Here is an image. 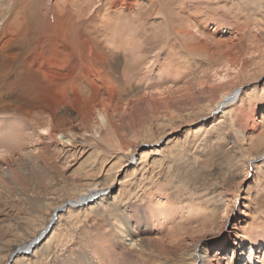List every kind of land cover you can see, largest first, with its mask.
I'll return each instance as SVG.
<instances>
[{"label":"rangeland","instance_id":"rangeland-1","mask_svg":"<svg viewBox=\"0 0 264 264\" xmlns=\"http://www.w3.org/2000/svg\"><path fill=\"white\" fill-rule=\"evenodd\" d=\"M166 1L162 0L165 7L158 3L161 6L154 17L148 15V6L146 12L141 11L144 20L133 22L139 27L128 18L121 20L124 30L134 32L139 39L135 55L128 46L124 52L119 51L123 59L118 64L120 72L110 75L114 86L122 91L121 99L103 95L90 133L77 138L74 145L48 139L46 130L26 124L19 114L1 112L0 264L8 263L16 245H26L47 227L46 219L55 206L77 199L96 186L114 184L110 198L119 199L112 206L114 212L105 203L101 208L62 213L51 228L55 235L46 250L36 257L22 255L16 264H149L143 255L156 258L158 264H186L180 255L178 258L168 252L175 261L145 249V245L161 252L168 243L166 232L177 221L185 220L186 227L197 220L204 223L206 213L212 211L218 217L219 234L225 227L232 230L234 221L248 213L252 225L264 226V165L255 160L264 151V136L260 137L264 132V11H259L254 0H236L242 10L235 16L217 3L220 0H206L218 5L215 22H221L220 29L210 25L205 33L192 30L193 36L186 40L185 35L175 33L177 26L168 10L173 12L175 0ZM55 3L33 0L35 9L31 12L38 16L56 14L51 8ZM223 12L226 14L220 15ZM164 20H171L170 27L164 26ZM44 23L39 22L38 27ZM138 56L143 64L133 70L136 90L123 91L129 75L123 81L120 74L132 69ZM12 81L10 75L0 81V108L4 100L10 101L7 88ZM237 88H241V102L208 118L221 95ZM50 95L58 94L50 91ZM71 108L75 112L84 109L78 104ZM107 121L115 125V134L107 135L105 129L99 130L100 134L95 132L96 123L103 126ZM75 124V131L80 133L82 128ZM202 125H206L203 131L196 132ZM142 154L147 157L144 167L141 164L133 172L129 159L133 155L140 163ZM158 197L172 212L168 219L174 222L170 225L154 226L156 213L152 217L151 210H146ZM244 202H249V208H243ZM117 221L132 226L138 238L134 246L124 249L118 243H109L107 237L113 236ZM225 221L227 224L220 226ZM208 255L213 256V250Z\"/></svg>","mask_w":264,"mask_h":264},{"label":"bare ground","instance_id":"bare-ground-1","mask_svg":"<svg viewBox=\"0 0 264 264\" xmlns=\"http://www.w3.org/2000/svg\"><path fill=\"white\" fill-rule=\"evenodd\" d=\"M32 1L0 0V81L9 75L13 78V81L7 88L9 96L7 99L10 101L4 100L2 102L3 107L0 108V115L2 111H4V114H7L8 111H11L15 115L19 114V116L21 115L25 119L26 124L46 130L44 134L47 135L48 139L53 141L60 140L61 143L72 146L75 144L77 138H84L85 134L89 132L94 123L95 111L99 105V100L103 95L111 97L117 95V99H121L122 91L119 89V86H114L115 81H111L110 75L113 73L117 76L120 72L118 64L123 59L119 51L122 52L124 47L128 46L131 47L135 55L139 40L134 32L129 34L124 30L125 27L123 28V24L121 25V20L128 18L134 26L136 23L134 24L133 22H139V20L143 19L141 11L147 6L150 9L144 11H147L150 17H154L156 8L161 6L158 3H161L162 0H56L57 4L55 3L51 6L56 14L47 15L48 17L46 14L45 16H38L37 13L33 14L31 10L35 8L32 6ZM235 1L220 0L217 3L223 4L222 7L226 11L228 9V12L236 16L237 13L241 12L242 8H238ZM254 1L258 2L259 11H264V0ZM162 3L163 7L164 2ZM217 3L210 5V2L206 0H175V3H172L173 12L170 8H167L172 13V17H174L173 24H176L174 26L179 28L171 27L175 28L176 34L185 35L186 40L189 35L193 36L192 30H195L193 32L198 34L204 31L207 32L210 25L213 26L211 28L220 29L221 22H215L218 19L216 14L220 11L218 8L215 9L218 6ZM167 8H165V11ZM222 14L226 13L223 12L220 15ZM42 21L45 22L44 26L38 27L39 22ZM170 23L171 20H166L164 26H169ZM128 34L129 37H127ZM169 34L170 32H168ZM144 40L146 41V39ZM114 57L116 58V63L113 62ZM138 58L134 60L132 69H124L122 74H120L123 81L129 75V78H126L127 81L125 80L123 91L129 90L134 92L136 90L137 79L135 80L134 78L133 70L137 71L136 68L143 64V61L141 62L142 57L139 58L140 60ZM130 74L132 75L130 76ZM121 78H118V80L121 81ZM240 89L237 88L231 92L222 94L219 101L210 111L208 118L213 119L216 115L223 114L225 111L237 106L241 102ZM50 91L58 95H50ZM75 104L83 105V111L75 112L71 108ZM21 105H25L27 108H23ZM100 117V120L104 119L102 114H100ZM262 121H264V116L262 117ZM75 123L82 128L80 133L75 131L77 127ZM102 125L104 127L96 123L95 132L99 133V130L105 129L104 132L115 134V130L117 129H115L116 127L112 122L107 121ZM205 126H200L196 132L203 131ZM6 136L2 137L6 138ZM263 136L264 132L260 135L261 139H263ZM112 137L114 139L115 135ZM3 143L6 142L3 141ZM146 147L151 148L152 145H146ZM51 156H53V153ZM146 159V155L142 154V162L138 163V160L131 155L128 163H132L134 166L133 172H135L134 170L140 169V165ZM255 160L262 161L264 165V151ZM143 167L144 164H142V169ZM2 174H4L5 178L8 177L5 172ZM113 189L114 184L105 188L92 187L87 193L80 195L77 199H69L63 204L55 206L49 212V217L45 218L46 221L49 220L47 227L40 231L35 238L27 242L26 245H16L13 253L18 247L22 251H28V244L40 238L41 234L49 226L52 228L53 224L62 218V213H69L72 209L91 210L105 203H108L112 207L119 200L117 196L110 198ZM244 203L243 208L248 207L247 205L249 204L247 202ZM165 204L168 203L164 200L161 201L160 197H158L156 198V203L152 204V208L149 206L146 208L149 213V210H151L152 217L153 213H156V217L153 218L154 226L160 224L161 226L170 225L174 222L168 219L172 212L167 210ZM112 211H115L113 207ZM243 213L241 212V216ZM214 215H216L214 211L206 213L204 223L197 220L194 224L187 227L185 220L180 219L175 223L171 231L166 232L168 238L167 244L169 246L163 243L161 252L148 249L146 245L145 249L164 255V257L175 261L176 259L172 255L178 258L180 255V259L186 264H264V235L260 234L264 232L262 224L252 225V219L248 213V215L245 214L243 217L238 218L237 221H234L236 224L232 230H229V227L228 229L225 227V231L219 234L221 230L217 225L218 217L217 215L214 217ZM34 219L36 220L37 217ZM147 224L150 226V219H148ZM226 224L227 221L221 222L220 226H225ZM51 228L41 244L36 246L33 252L28 253V256L36 257L40 251L46 250L45 247L52 242L53 235H55L52 233L53 229ZM113 233L112 237H107L109 243H118L124 249L134 246L138 241L135 231L128 222L117 221L114 223ZM171 247L175 249V252L170 250ZM209 250H213V256L208 255ZM168 252H171L172 255H169ZM248 252L250 253L248 254ZM20 256L22 255L17 256L12 264L19 263L22 259L18 258ZM143 259L150 261L149 264H158L156 258L149 259V257L146 258L143 255ZM108 260L111 259L109 258ZM6 264L8 263L6 262Z\"/></svg>","mask_w":264,"mask_h":264},{"label":"water","instance_id":"water-1","mask_svg":"<svg viewBox=\"0 0 264 264\" xmlns=\"http://www.w3.org/2000/svg\"><path fill=\"white\" fill-rule=\"evenodd\" d=\"M50 228H51V226H49V228L44 233H42L41 234L42 236H40V238H38L35 242H32L31 244H28V246H27L28 251H22L21 248L18 247L14 251V253L11 255L8 264H12L15 261L16 257L19 256V255H28V253L33 252L35 250L36 246H39L41 244V242L45 238L46 234H48V231L50 230Z\"/></svg>","mask_w":264,"mask_h":264}]
</instances>
